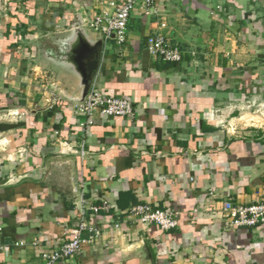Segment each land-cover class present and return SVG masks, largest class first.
Masks as SVG:
<instances>
[{"label": "crops", "instance_id": "0c3cea01", "mask_svg": "<svg viewBox=\"0 0 264 264\" xmlns=\"http://www.w3.org/2000/svg\"><path fill=\"white\" fill-rule=\"evenodd\" d=\"M117 0H0V264H46L88 206L93 242L57 264H264V225L229 210L264 200V0H138L127 42L105 44L94 87L129 97L132 117L90 128L67 77L38 56L79 8L90 21ZM164 34L183 51H149ZM80 202V201H79ZM147 203L178 213L169 232L135 220Z\"/></svg>", "mask_w": 264, "mask_h": 264}, {"label": "built area", "instance_id": "2783aa9c", "mask_svg": "<svg viewBox=\"0 0 264 264\" xmlns=\"http://www.w3.org/2000/svg\"><path fill=\"white\" fill-rule=\"evenodd\" d=\"M138 0H117L111 2L113 12H104L89 21L90 28L95 32H102L105 41L112 39L118 45L127 42L128 23ZM147 46L150 52L159 56L167 63H181L183 51L174 45L164 34L155 33L148 37ZM135 104L127 96L115 97L98 92L93 86L84 103H76L75 112L83 118L79 122L81 127L90 128L94 124L98 113L109 117H132L135 114ZM79 219L71 228L68 239L57 248L46 250L42 253L46 264H57L61 260L77 255L85 243L93 242L99 237V229L88 218L87 212L93 214L110 213L112 205L107 201L87 205L84 192L80 196ZM129 214L143 223L155 225L163 232L174 230L179 225L178 213L169 208H159L147 203L133 205ZM227 220L230 227L258 228L264 225V200L247 205L232 207ZM5 250V245L0 242V252Z\"/></svg>", "mask_w": 264, "mask_h": 264}, {"label": "water", "instance_id": "95a60500", "mask_svg": "<svg viewBox=\"0 0 264 264\" xmlns=\"http://www.w3.org/2000/svg\"><path fill=\"white\" fill-rule=\"evenodd\" d=\"M47 41L38 49V56L74 85L73 92L54 85L51 88L70 102L84 103L102 65L106 44L104 34L93 31L85 14L76 7L68 13L65 29ZM79 201L78 196L77 206Z\"/></svg>", "mask_w": 264, "mask_h": 264}]
</instances>
